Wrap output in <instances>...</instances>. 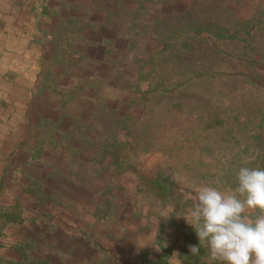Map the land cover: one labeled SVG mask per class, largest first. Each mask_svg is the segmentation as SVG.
I'll return each instance as SVG.
<instances>
[{
  "label": "rangeland",
  "instance_id": "1",
  "mask_svg": "<svg viewBox=\"0 0 264 264\" xmlns=\"http://www.w3.org/2000/svg\"><path fill=\"white\" fill-rule=\"evenodd\" d=\"M121 2L137 14L121 10L105 26L119 0H0V216L19 222L0 218V264H210L206 245L197 256L189 251L199 239L183 216L196 190L235 193L239 168L264 169V0ZM45 9L80 19L94 41L77 42L86 59L70 74L52 66L48 34L60 19L46 18ZM135 21L148 35L134 46L117 42L109 63L104 40ZM174 33L178 44L193 34L194 49L217 53L214 66L190 49L187 69L158 57L148 62L164 48L158 35ZM50 72L59 89L85 82L103 89L85 90L65 111L59 96L40 92ZM97 96L123 116L121 144L146 138L144 146H126V168L93 165L89 151L72 156L49 145L37 158L40 119L62 120L63 132L72 119L92 122V135L102 139L104 124L93 121ZM160 176L178 186L171 203L149 191Z\"/></svg>",
  "mask_w": 264,
  "mask_h": 264
},
{
  "label": "trees",
  "instance_id": "2",
  "mask_svg": "<svg viewBox=\"0 0 264 264\" xmlns=\"http://www.w3.org/2000/svg\"><path fill=\"white\" fill-rule=\"evenodd\" d=\"M123 0H119L117 9L111 12L109 16H107L104 25L109 26L112 24V19L114 17L119 18L121 17L120 13L121 10L124 11L127 15H136V12H132L130 7H123L122 2ZM141 0H137L139 2ZM136 2V3H137ZM62 8L70 9L72 7L71 4L63 3ZM141 7V6H140ZM120 11V12H119ZM46 18L56 17L60 19V23L57 26V30L55 32H51L48 34L50 41L54 44V51H53V63L52 66H58L64 69L66 74H70L72 70L75 68H79L80 65L85 62L86 56L79 52L77 49V42H85L87 38L84 37L83 26L84 23L81 22L80 19H76L71 14L66 15L62 18L61 10H47L45 9L44 13ZM130 25V29L124 33H117L113 35L109 39H105L103 43H105L106 48V57L107 61L114 60L113 56L119 54V49L117 48V42L125 41L129 42L132 46L136 45L137 41H140L142 38H145L147 33L144 31H138L136 28L137 23L135 22H128ZM260 24L259 21L255 22L253 25ZM256 28V27H255ZM253 32H257L256 30ZM258 33V32H257ZM250 34V33H249ZM161 35V36H160ZM170 36H173L169 38ZM174 34H159L157 38V43L164 44V48L159 51V54H154L147 58L148 62H152L156 60L158 57L159 61L166 60L167 62H172L173 64H179L181 68L187 69L186 65L190 63L192 60H187L186 56L189 54L187 49H190L191 52L194 51L193 59L196 58V51L204 53V56H208L210 60V66H212L218 57L216 56L217 53L214 52L212 55L209 51H203L202 49L197 50L193 48V44L196 43L194 40L197 38L193 34H190L187 39L191 40L184 44L183 42L174 41L173 38ZM183 36V35H182ZM89 44H93V40L86 41ZM94 45V44H93ZM197 45V44H195ZM108 47V48H107ZM165 53V54H163ZM163 54V55H162ZM210 56L212 58H210ZM136 60V57L134 58ZM142 60H139L141 62ZM144 62V61H143ZM214 66V65H213ZM115 73H119L120 66L115 68ZM169 65L167 63L166 68ZM217 68V66H216ZM215 68V69H216ZM249 71L251 67H248ZM251 73L253 71H250ZM114 73V72H112ZM111 73V75H112ZM166 74L167 72L164 71ZM250 73V74H251ZM93 90V91H101L103 89V85L101 82L94 83V82H85L81 86L75 84L71 89L66 90L64 88L59 89L58 87V79L51 76L50 73H46L43 77L42 86L40 92L48 90L50 94L54 96H59L61 100V109L67 110V104L69 101L74 100L77 95L83 94L85 90ZM177 89H175L176 91ZM95 99V118L94 122L101 121L104 124V132L101 136L102 139L94 137L91 132L94 131V127L92 122L89 124H84L82 120L75 118L72 119L71 127L66 131L63 132L61 129L62 120L56 122L45 121L40 119L39 121V128H41L42 133L37 140V152L36 157L40 158L43 152V147L45 145H49L51 148L55 149L56 151L60 148L66 147L69 151V154L72 156H79L87 151L91 153L93 156L91 158V163L93 165H103L109 169L119 171L122 168H126V164L124 162L123 155L125 153V149L130 147L131 149L136 145L138 141L144 146L146 143V138H140L139 140L133 141L134 144H124L118 140V131L117 124L119 122L122 123V117L120 113L112 110V108L108 105L105 99H100L97 97ZM90 125V127H88ZM176 128V127H175ZM78 140L79 143L75 145L74 141ZM153 143V141H151ZM180 142V141H178ZM144 143V144H143ZM149 143V142H147ZM181 143V142H180ZM127 146V147H126ZM149 191L154 192L157 196L162 197L165 201L171 203V198L176 199L178 194L176 193L178 186L174 181H172L169 177H157V180L150 181ZM4 218L6 223H19L15 218H12L9 214H2L0 218ZM164 253V252H163ZM168 257V253L162 254V259Z\"/></svg>",
  "mask_w": 264,
  "mask_h": 264
},
{
  "label": "clouds",
  "instance_id": "3",
  "mask_svg": "<svg viewBox=\"0 0 264 264\" xmlns=\"http://www.w3.org/2000/svg\"><path fill=\"white\" fill-rule=\"evenodd\" d=\"M235 193L204 185L183 217L192 226L199 246L189 245L197 256L206 245L207 259L217 264H264V169L241 167ZM238 194V195H237Z\"/></svg>",
  "mask_w": 264,
  "mask_h": 264
}]
</instances>
